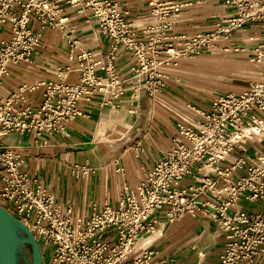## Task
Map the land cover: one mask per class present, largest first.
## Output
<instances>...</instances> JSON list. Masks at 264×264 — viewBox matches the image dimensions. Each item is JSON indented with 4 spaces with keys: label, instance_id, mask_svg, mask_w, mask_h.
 Returning a JSON list of instances; mask_svg holds the SVG:
<instances>
[{
    "label": "built area",
    "instance_id": "obj_1",
    "mask_svg": "<svg viewBox=\"0 0 264 264\" xmlns=\"http://www.w3.org/2000/svg\"><path fill=\"white\" fill-rule=\"evenodd\" d=\"M63 1L92 16L99 34L112 41L105 60L82 48L78 38H70L79 65L75 82L66 81L74 69L66 64L57 68L56 78L21 85L5 99L0 94V202L30 228L43 256L47 254L45 264H155L156 250L141 247V241L155 231L159 210L169 222L187 213L211 218L226 238L215 264H257L264 255V157L247 165L241 143L252 134L238 138L236 133L264 129V81L251 82L240 93L218 96L211 109L200 110L199 126L179 123L178 134L145 180L124 190L116 205L106 203L86 221L75 216L71 206L62 213L47 189L22 169L24 158L16 147L2 141L10 133H29L35 142L61 133L83 114L80 102L96 96L115 104L127 90L117 64L121 46L135 58L129 79L142 82L149 95H155L166 85L167 76L159 70L163 63L176 65L180 59L227 44L246 25L264 26V0H224L232 14L214 30L176 38L168 32L170 19L183 5L149 0L157 20L144 41L137 40L136 29L116 0H0V89L9 64L29 62L41 47V32L65 31ZM253 60L264 64V39L254 48ZM28 92L40 93L41 101L28 100ZM236 148H241L236 161L221 168ZM238 171L243 174L237 175ZM186 176L202 177L198 184L179 189ZM204 195L208 197L202 199ZM240 199L260 209L239 207Z\"/></svg>",
    "mask_w": 264,
    "mask_h": 264
},
{
    "label": "crops",
    "instance_id": "obj_2",
    "mask_svg": "<svg viewBox=\"0 0 264 264\" xmlns=\"http://www.w3.org/2000/svg\"><path fill=\"white\" fill-rule=\"evenodd\" d=\"M116 1L136 29L137 40H146L157 20L149 0ZM158 1L183 5L170 19L172 26L168 32L174 38L212 31L218 22L232 14L223 5L224 0ZM62 8L68 20L65 31L41 32L42 45L31 60L9 64V73L1 81L3 99L21 85L56 78L57 68L66 64L74 68L66 81L75 82L79 65L77 50L72 51L70 38H78L82 48L91 50L97 60H105L112 41L99 34L97 21L78 13L66 1L62 2ZM33 27L38 30V23ZM262 39L264 26L249 24L238 29L227 44L220 43L200 55L180 59L176 65L163 63L159 70L167 76L166 85L153 96L142 82L134 84L129 79L135 58L121 46L117 64L127 90L115 104H107L101 96H96L80 102L83 114L68 123L61 133L46 136L41 142H35L29 133H10L2 142L16 147L24 158L22 169L47 189L62 213L71 206L74 215L86 221L106 203L116 205L124 190L145 180L146 172L155 166L178 134L179 123L199 126L203 120L200 110L211 109L218 96L240 93L251 82L264 81V64L253 60L254 48ZM221 45L230 48L224 50ZM26 97L35 104L42 99L38 92H28ZM253 128L257 127L240 131H248L240 138L252 134L241 143L247 165L259 163V157H264V129L254 131ZM240 149L236 148L220 167L235 162ZM242 174L237 172L239 176ZM201 177L186 176L177 187L198 184ZM207 197L204 195L202 199ZM239 207L260 209L258 204L245 199L239 200ZM156 217L155 231L141 241V247L156 250L155 264H215L218 261L226 238L211 218L201 213H187L169 222L164 210L157 211ZM257 264H264V255L257 259Z\"/></svg>",
    "mask_w": 264,
    "mask_h": 264
},
{
    "label": "water",
    "instance_id": "obj_3",
    "mask_svg": "<svg viewBox=\"0 0 264 264\" xmlns=\"http://www.w3.org/2000/svg\"><path fill=\"white\" fill-rule=\"evenodd\" d=\"M22 263L45 264L40 243L30 228L0 202V264Z\"/></svg>",
    "mask_w": 264,
    "mask_h": 264
},
{
    "label": "bare ground",
    "instance_id": "obj_4",
    "mask_svg": "<svg viewBox=\"0 0 264 264\" xmlns=\"http://www.w3.org/2000/svg\"><path fill=\"white\" fill-rule=\"evenodd\" d=\"M253 130H254V131H260V129H258V128H253ZM262 131H263V130H262ZM246 133H248V131H242V132L239 131V132L236 133V135H237L238 138H240V136H241L242 134H246Z\"/></svg>",
    "mask_w": 264,
    "mask_h": 264
},
{
    "label": "rangeland",
    "instance_id": "obj_5",
    "mask_svg": "<svg viewBox=\"0 0 264 264\" xmlns=\"http://www.w3.org/2000/svg\"><path fill=\"white\" fill-rule=\"evenodd\" d=\"M27 252L29 253V249H27ZM46 252H44V257L46 256ZM22 264H25V263H22Z\"/></svg>",
    "mask_w": 264,
    "mask_h": 264
}]
</instances>
